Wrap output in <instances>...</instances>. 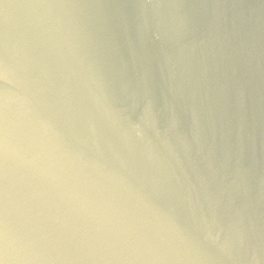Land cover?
<instances>
[{
    "label": "water",
    "instance_id": "95a60500",
    "mask_svg": "<svg viewBox=\"0 0 264 264\" xmlns=\"http://www.w3.org/2000/svg\"><path fill=\"white\" fill-rule=\"evenodd\" d=\"M0 264H264V0H0Z\"/></svg>",
    "mask_w": 264,
    "mask_h": 264
}]
</instances>
